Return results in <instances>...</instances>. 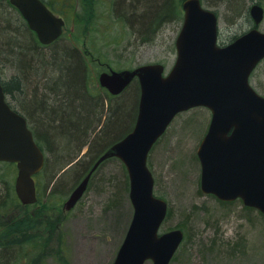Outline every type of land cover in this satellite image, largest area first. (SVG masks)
Returning <instances> with one entry per match:
<instances>
[{"label":"rangeland","instance_id":"1","mask_svg":"<svg viewBox=\"0 0 264 264\" xmlns=\"http://www.w3.org/2000/svg\"><path fill=\"white\" fill-rule=\"evenodd\" d=\"M49 1L55 3L56 11L61 12L67 21L59 45H77L86 56L91 67L94 94L105 95L100 90L98 77L109 68L128 70L161 63L168 74L175 64V43L183 15L180 21L164 25L151 42L142 43L130 25L118 18L117 0ZM202 2L205 8L216 12L219 40L225 44L253 27L249 15L253 4L264 8V0H244L245 19L233 25L230 22L234 20V13L229 4L211 0ZM6 16L9 22H15L16 28L26 30L16 11L8 9ZM259 30L264 32V20ZM16 75L17 71L9 63H0V76L10 89L9 101L26 114L20 94L9 87ZM251 84L264 96V61L253 73ZM27 118L31 126H35L30 114ZM211 118L212 114L206 108L178 115L149 156L155 193L163 197L170 208L161 233L173 229L185 233V240L171 264H264L263 215L257 210H246L240 201L223 204L200 192L201 165L197 150ZM16 176L15 166L0 163V190L4 192L0 195V202L2 199L8 204L15 202L10 200V194ZM37 183L41 201L33 210L28 212L20 204L17 207L14 204L0 206V248L5 251V246L13 248L12 257L7 262L0 261V264H63V257L66 264H113L134 214L129 178L121 161L111 159L105 162L83 198L69 213L64 211L63 205L74 188L59 197L51 194L43 176L37 178ZM43 207L48 210V218L42 224L38 223L37 232L33 233L39 244L29 246L27 255L22 258L20 244L27 236H7L13 231L7 226ZM2 254L7 252L0 249V258ZM145 264L153 263L147 261Z\"/></svg>","mask_w":264,"mask_h":264},{"label":"water","instance_id":"2","mask_svg":"<svg viewBox=\"0 0 264 264\" xmlns=\"http://www.w3.org/2000/svg\"><path fill=\"white\" fill-rule=\"evenodd\" d=\"M43 45L63 34L64 19L41 0H10ZM184 20L176 40L177 60L165 76L161 64L134 70L103 72L99 82L112 95L122 94L137 79L141 88L133 130L114 144L91 173L73 190L65 210L83 197L92 173L105 160L119 158L130 180L134 215L114 264H170L184 239L181 230L160 234L168 210L154 194L149 153L175 117L206 107L212 119L199 148L201 190L221 201L241 199L264 214V97L250 84V76L264 59V33L254 28L231 44H218V18L201 0H184ZM250 15L258 26L264 9L253 5ZM0 161L16 163V193L23 204L37 201L33 175L44 166L27 120L6 103L0 81Z\"/></svg>","mask_w":264,"mask_h":264},{"label":"trees","instance_id":"3","mask_svg":"<svg viewBox=\"0 0 264 264\" xmlns=\"http://www.w3.org/2000/svg\"><path fill=\"white\" fill-rule=\"evenodd\" d=\"M42 1L50 7L55 5L49 0ZM183 1L117 0L116 12L142 43H149L164 25L182 19ZM211 1L229 4V9L234 13V20L230 22L233 25L245 19L244 0ZM8 9L16 11L9 0H0V63H9L17 71L9 87L15 88L24 101L22 104L26 114L21 113L26 117L30 114L34 119L35 126H31L30 121L29 124L46 155L45 167L38 176L46 178L47 188L52 195L62 197L91 172L98 159L112 145L132 131L138 115L140 87L135 82L116 97L104 89L100 90L105 95L94 94L91 90V67L77 45L60 46L59 39L46 46L47 49L19 15L26 30L16 28L14 21L9 22L6 16ZM238 37L234 36L229 42ZM41 47L45 50L42 51ZM2 83L9 95L7 83ZM108 160L96 169L92 179ZM13 191L10 200L15 202L10 204L20 206ZM3 193L0 190V195ZM4 204L11 206L2 199L0 206L3 208ZM26 209L28 212L33 210L30 207ZM48 214L46 207L38 208L34 214H26L7 226L13 230L7 236H27L20 244L22 258L27 255L29 246L39 244L33 233L37 232L38 223L42 224ZM4 248L7 251L0 249L7 254H2L0 261L7 262L12 257L13 248ZM63 258L62 263L66 264Z\"/></svg>","mask_w":264,"mask_h":264}]
</instances>
